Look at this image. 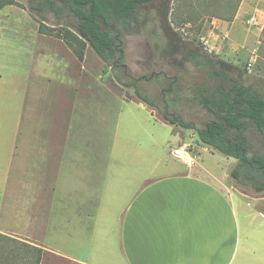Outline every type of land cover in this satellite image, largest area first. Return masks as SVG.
<instances>
[{"label":"crops","instance_id":"crops-1","mask_svg":"<svg viewBox=\"0 0 264 264\" xmlns=\"http://www.w3.org/2000/svg\"><path fill=\"white\" fill-rule=\"evenodd\" d=\"M14 14L0 44V234L40 248L39 264H264L263 193H240L229 166L217 179L206 146L153 152L152 125L177 132L173 150L195 135L103 89L85 56ZM245 17L263 28L264 0H241L229 23Z\"/></svg>","mask_w":264,"mask_h":264},{"label":"rangeland","instance_id":"rangeland-1","mask_svg":"<svg viewBox=\"0 0 264 264\" xmlns=\"http://www.w3.org/2000/svg\"><path fill=\"white\" fill-rule=\"evenodd\" d=\"M15 2L18 5H0V44L15 38L14 34L7 35V33L17 31L15 21L19 22L17 18L20 19L19 16L22 14L14 13L19 9L27 11L36 26L39 27L41 23L44 25L42 33L51 35L56 40L61 39L60 33L67 29L64 24L65 14L56 17L47 11L37 15L27 8L28 0H15ZM166 2L171 12L168 17L171 21L170 25L183 39L199 41L207 53L225 62L224 67L228 69L230 81L239 79L242 84L252 85L264 95V44L260 42L263 28H259L262 19L257 20L260 21L259 23L249 26L247 16L240 26L235 27L228 20L221 19L225 22L219 23L220 18L216 17L229 15L236 0H159L141 8L131 28H118L121 34V64L115 67L110 66L102 61L89 45H86L84 49L88 72L102 74L103 89L117 90L122 98L133 97L137 101L133 87L123 85V82L133 78L139 89L155 101L156 105L150 107L159 119L163 120L159 111L164 108L168 113L179 114L185 121L193 122L198 128L212 118L211 113L198 101L197 94L201 89L211 91L218 80L209 78L205 68L196 66L181 55H171L164 51L165 36L160 11ZM185 18L189 21H183ZM250 61L252 64L248 69L247 64ZM123 68L128 76L123 74ZM171 81H174L171 85L172 90L169 85ZM177 126L184 130L188 129L187 131L195 135V139L189 140V144L184 146L187 152L199 154L200 146L214 150L211 153L202 152L201 157L204 164L216 172L217 179L220 180L222 172L229 170L228 166L232 169L236 164L237 159L234 157L202 143L193 129ZM150 130L153 137L157 139L156 143L151 144L153 152L166 154L173 151L175 141L178 139L177 132L171 131L169 126L162 124L152 125ZM246 135L251 147L247 154L250 155L253 152L264 154V134L250 128L246 131ZM168 139L170 144L167 142ZM227 179L240 190V193L247 196L257 193L250 186L235 184L230 175ZM260 193L264 195V191ZM241 211L238 212L241 214ZM245 216L250 220L254 217L262 219L261 216L249 211L245 213ZM251 240L255 239L251 238ZM248 243L255 245V242L248 241Z\"/></svg>","mask_w":264,"mask_h":264},{"label":"trees","instance_id":"trees-1","mask_svg":"<svg viewBox=\"0 0 264 264\" xmlns=\"http://www.w3.org/2000/svg\"><path fill=\"white\" fill-rule=\"evenodd\" d=\"M157 1L28 0L27 8L37 15L47 11L56 17L65 14L64 24L67 29L60 33V38L76 58L82 60L84 49L89 45L102 61L115 67L121 64L122 59L118 28H131L139 10ZM240 2L236 0L226 17H216L231 21ZM4 4L16 2L0 0V5ZM160 13L165 36L164 51L171 55H181L196 66L205 68L209 78L218 80L211 91L201 89L197 94L198 101L212 115L204 126L195 127L193 122L185 121L179 114L168 113L165 108L159 111L160 117L169 124L193 129L202 143L237 159L229 172L235 184L250 186L255 192L264 191V154H247L251 147L246 135L250 128L264 134V95L254 86L242 84L239 79L230 81L225 62L207 53L199 41L183 39L170 25L168 17L171 12L167 2L163 4ZM183 21L188 22L189 19ZM43 26L41 23L38 27L41 33ZM260 42L264 44V26ZM123 74L128 76L124 68ZM173 82L169 84L171 90ZM123 85L132 86L136 98L141 102L152 107L156 105L139 89L135 79L129 78ZM42 255L40 248L0 234V264H39Z\"/></svg>","mask_w":264,"mask_h":264},{"label":"built area","instance_id":"built-area-1","mask_svg":"<svg viewBox=\"0 0 264 264\" xmlns=\"http://www.w3.org/2000/svg\"><path fill=\"white\" fill-rule=\"evenodd\" d=\"M252 61L248 62L247 64V68L249 69L251 67V63ZM172 154L175 156V157H178V158H189L188 157V152L185 148L183 149H174L172 151ZM190 159V158H189Z\"/></svg>","mask_w":264,"mask_h":264}]
</instances>
